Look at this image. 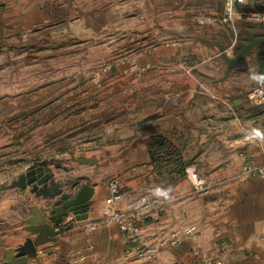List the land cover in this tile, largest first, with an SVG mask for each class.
Masks as SVG:
<instances>
[{"label":"crops","instance_id":"obj_1","mask_svg":"<svg viewBox=\"0 0 264 264\" xmlns=\"http://www.w3.org/2000/svg\"><path fill=\"white\" fill-rule=\"evenodd\" d=\"M160 1L7 0L0 4L3 23L18 30L57 25L72 38L86 32L93 47L103 48L104 60H120V66L107 73L110 84L132 87L116 105L121 124L135 129L134 146L130 136L103 138L94 148L108 150L104 165L75 161H98L92 152L74 155L72 175L57 164L39 160L47 163L67 195L75 196L83 185L93 187V195L87 217L76 221L70 214L63 225L72 222L73 226L59 233L55 243L37 247V258L26 264H132L134 247L100 212L113 179L120 184L117 209L126 210L142 197L152 203L141 216L144 245L154 244L181 226L196 224L206 237L200 243L201 253L220 258L224 264H260L264 259V178L245 177L242 172L247 162L264 166V104L246 100L260 79L258 51L232 67L224 78L220 49L231 57L232 35L211 24L196 25L200 12L209 20L220 18L222 8L217 3L221 0H200L198 11L174 10L164 25ZM237 22L239 36L260 31L240 17ZM199 29L203 35H198ZM260 32L264 34V29ZM130 64L148 68L130 73ZM83 114L73 123V133L81 137H74L73 144L79 146L91 144L95 132L90 128L106 125L100 118L92 121ZM84 130H89L86 138ZM66 156L57 151L52 159ZM190 176L202 185L194 187ZM57 199L36 197L29 188L0 191V264H5L8 250L34 237L25 230L30 210L48 212ZM89 245L92 251H87ZM191 248L189 241L163 248L159 264H199ZM82 253L89 256L76 261Z\"/></svg>","mask_w":264,"mask_h":264},{"label":"rangeland","instance_id":"obj_2","mask_svg":"<svg viewBox=\"0 0 264 264\" xmlns=\"http://www.w3.org/2000/svg\"><path fill=\"white\" fill-rule=\"evenodd\" d=\"M3 2L7 0H0V4ZM202 3L200 0H161L160 22L167 23L174 10L198 11ZM217 5L222 8V1ZM2 12L0 5V184L10 183L27 166L43 159L72 175V157L92 152L102 167L108 150L94 146L103 138L130 136L134 146L135 129L130 125L126 129L121 124L122 114L116 105L120 96H126L128 90L132 92V87L119 85L117 88L106 77L112 67L120 66V60H104L103 48L93 47L94 42L87 41L84 31L73 38L57 25L35 26L25 32L5 25ZM196 17L204 16L200 12ZM202 31L199 29L198 35H203ZM180 35L175 34V38ZM244 43L237 42L230 49V55ZM79 113L92 121L96 118L106 121L101 128L89 129L95 132L90 145L73 144L74 137L81 138L73 133V123ZM131 118L135 119L134 113ZM89 130H84L85 138ZM82 148L90 150L81 151ZM57 151H64L67 156L54 162L52 158ZM111 151L118 153V149Z\"/></svg>","mask_w":264,"mask_h":264},{"label":"built area","instance_id":"obj_3","mask_svg":"<svg viewBox=\"0 0 264 264\" xmlns=\"http://www.w3.org/2000/svg\"><path fill=\"white\" fill-rule=\"evenodd\" d=\"M222 11L221 17L209 20L206 17L197 19L196 23L200 26L211 24L219 30L230 33L233 37L231 47L235 46L239 38L241 29L238 26L237 17H240L245 24L255 26L261 31L264 29V2L257 6L248 5L249 2L257 0H221ZM210 21V22H209ZM177 45V43H172ZM130 72L147 69L148 66L137 68L135 64H131ZM131 91V90H130ZM246 100L252 105L264 104V81L257 80L254 87L247 92ZM242 158L243 155H240ZM245 177H261L264 178V166H256L251 162H247L242 167ZM193 180L194 187H200L201 181H194L195 176H190ZM121 198L120 184L116 179L109 181L108 194L100 203V212L102 218L109 223H113L118 227L121 234L134 247L132 264H159V256L163 248H173L180 246L184 241L192 243L191 253L195 256L199 264H224L220 258L207 256L200 251V243L206 239L200 227L196 224H187L181 226L178 230L171 231L160 237L152 245H144L142 243L143 226L141 224V216L147 211L152 204L147 197H142L133 204L129 205L126 210L116 208ZM157 219V215H153ZM93 246L89 245L87 251H92ZM89 253H82L76 261H84ZM260 264H264V259Z\"/></svg>","mask_w":264,"mask_h":264},{"label":"water","instance_id":"obj_4","mask_svg":"<svg viewBox=\"0 0 264 264\" xmlns=\"http://www.w3.org/2000/svg\"><path fill=\"white\" fill-rule=\"evenodd\" d=\"M245 43L240 46L233 56H228L226 51L220 49V57L223 60L226 78L232 67L246 58H250L258 47H264V37L253 32H245ZM239 102L236 101L237 105ZM77 163L95 165L96 160L92 158H77ZM36 197L43 199H58L53 204V209L48 212H39L37 208L30 210V217L25 221V230L33 235L32 239L25 241L14 250H8L5 264H26L28 259L37 258V247L47 243H55L57 235L71 228L73 223L63 225L65 219L72 214L76 221L84 220L89 210V202L93 195V187L83 185L75 196L67 195L60 184L57 183L45 161L34 162L28 166L22 174L11 180L8 184H0L1 190H25ZM51 223V225L49 224Z\"/></svg>","mask_w":264,"mask_h":264},{"label":"trees","instance_id":"obj_5","mask_svg":"<svg viewBox=\"0 0 264 264\" xmlns=\"http://www.w3.org/2000/svg\"><path fill=\"white\" fill-rule=\"evenodd\" d=\"M258 35V34H257ZM258 36L264 37V34H259ZM240 41L245 42L244 35L240 34L239 38ZM257 61H258V74H259V80L264 81V47H258L257 48Z\"/></svg>","mask_w":264,"mask_h":264}]
</instances>
